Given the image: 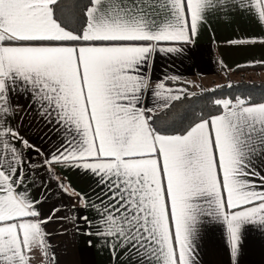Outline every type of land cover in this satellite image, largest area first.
Here are the masks:
<instances>
[{
  "label": "snow or ice",
  "instance_id": "snow-or-ice-1",
  "mask_svg": "<svg viewBox=\"0 0 264 264\" xmlns=\"http://www.w3.org/2000/svg\"><path fill=\"white\" fill-rule=\"evenodd\" d=\"M237 8L264 25V0H0V264H31L36 251L50 258L22 150L43 153L10 122L20 98L63 130L45 163L95 178V235L113 256L125 264H197L211 218L225 226L238 264L243 231L264 230V102L215 99L217 114L173 132L142 106L152 54L183 51L160 45L191 43L208 15ZM152 92L161 108L180 99L163 83Z\"/></svg>",
  "mask_w": 264,
  "mask_h": 264
},
{
  "label": "crops",
  "instance_id": "crops-1",
  "mask_svg": "<svg viewBox=\"0 0 264 264\" xmlns=\"http://www.w3.org/2000/svg\"><path fill=\"white\" fill-rule=\"evenodd\" d=\"M240 2L236 0V3ZM242 37L264 39V25L255 16L237 8L227 14L208 15L206 24L199 28L191 43H162L161 47L175 46L183 51L152 54L150 86L144 93L142 106L153 108L155 113L164 109L160 107L163 98L152 92L157 83H163L166 89L181 98L190 90L208 86L207 83L222 73L239 68L237 65H259L253 62L264 61V43L244 46L229 43ZM174 76L178 79H171ZM164 95L168 93L164 92ZM174 101H169V105ZM18 102L21 107L11 118V126L18 128L20 134L43 153L38 155L34 150H22L27 176L25 187L30 197L39 201L35 208L41 214L40 219L47 220L44 230L50 246L49 259L36 251L31 264H125L126 258L122 254L113 256L104 238L95 235L99 222L97 209L101 208V189L95 178L64 163H45L49 153L55 152L63 140V130L46 122L39 115L38 106L29 110L25 98ZM54 209L59 211L54 212ZM197 264H233L226 228L221 222L205 219ZM238 264H264V230L249 226L243 231Z\"/></svg>",
  "mask_w": 264,
  "mask_h": 264
},
{
  "label": "trees",
  "instance_id": "trees-1",
  "mask_svg": "<svg viewBox=\"0 0 264 264\" xmlns=\"http://www.w3.org/2000/svg\"><path fill=\"white\" fill-rule=\"evenodd\" d=\"M257 68L263 69L264 65L244 66L233 71ZM236 96H250L252 101L257 103L264 101V80L231 81L212 87H202L199 90H190L167 108L155 113V117H159L157 126L167 129L169 132L179 131L198 117L206 118L209 115L217 114L219 109L213 104L215 99L234 98Z\"/></svg>",
  "mask_w": 264,
  "mask_h": 264
},
{
  "label": "rangeland",
  "instance_id": "rangeland-1",
  "mask_svg": "<svg viewBox=\"0 0 264 264\" xmlns=\"http://www.w3.org/2000/svg\"><path fill=\"white\" fill-rule=\"evenodd\" d=\"M240 80H247V81L264 80V68L250 69L246 71H237V72L230 71L227 73H222L216 79L207 83L206 85L208 86H200L199 88H196V90H199L202 87H212L225 82L240 81Z\"/></svg>",
  "mask_w": 264,
  "mask_h": 264
}]
</instances>
